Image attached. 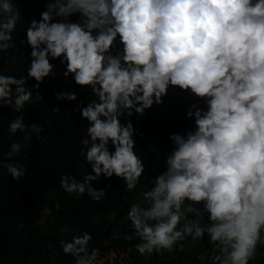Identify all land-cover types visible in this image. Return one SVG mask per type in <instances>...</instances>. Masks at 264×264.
I'll return each mask as SVG.
<instances>
[{
	"label": "clouds",
	"instance_id": "clouds-1",
	"mask_svg": "<svg viewBox=\"0 0 264 264\" xmlns=\"http://www.w3.org/2000/svg\"><path fill=\"white\" fill-rule=\"evenodd\" d=\"M20 19L12 0H0V53L15 46ZM26 37L32 49L27 73L0 74V107L21 112L45 105L40 85L56 77L54 59L66 65L65 77L93 94L77 109L89 122L81 155L91 172L81 180L62 175L65 193L99 203L107 191L93 182L114 175L124 181V192L136 191L146 168L133 138L143 133L131 118L163 104L170 87L191 90L207 110L192 105L187 117L195 118L196 129L170 135L166 170L129 205L124 219L132 233L124 239L138 238L135 248L147 258L183 251L207 235L209 264L256 258L264 246V0H53L28 23ZM33 78L35 94L25 87ZM78 95L65 90L55 99L76 101ZM44 131L23 115L10 123L9 134L23 136L11 143V162L3 167L17 182L28 168L12 158H26L33 134L45 140ZM113 239H120L116 229ZM92 241L84 231L60 244L74 264H103Z\"/></svg>",
	"mask_w": 264,
	"mask_h": 264
},
{
	"label": "trees",
	"instance_id": "trees-1",
	"mask_svg": "<svg viewBox=\"0 0 264 264\" xmlns=\"http://www.w3.org/2000/svg\"><path fill=\"white\" fill-rule=\"evenodd\" d=\"M21 19L13 32L15 46L8 53H0V74L21 77L26 75L30 64L31 46L25 42L26 28L32 19L39 20L41 13L53 0H12ZM72 22L78 21L73 15ZM122 48V45H119ZM57 73L55 78H45L40 93L45 105H26L21 112L8 106L0 107V264H74L71 256L63 252L60 241L69 240L84 231L93 236L92 247L101 250L103 264H209L211 244L205 240L197 244L188 243L183 251L144 257L136 250L138 238L131 241L130 221L124 219L131 203L142 200V192L152 187V179L166 170L165 160L173 151L171 134L186 135L196 129L195 118H188L192 105L207 110L205 99L196 97L191 90L170 87L163 104H155L143 116L134 115L131 123L139 133L134 135L135 151L144 161L145 173L134 192H124V181L115 175L93 182L94 187L106 189L107 196L99 203L84 196L69 195L60 186V177L70 174L77 180L91 172V164L81 155L85 148L89 122L77 110L87 106L93 94L88 87L79 86L71 77L63 75L66 65L60 59L51 60ZM37 81L33 78L25 85L33 89ZM71 90L78 93L76 101L56 100L55 94ZM60 107L58 113L51 108ZM23 115L25 123H37L45 127V140L33 134L26 158L14 157L28 168L25 176L17 182L8 175L4 163L10 145L20 141L23 134L12 136L8 132L10 123ZM52 121L51 128L47 122ZM127 123L128 118H122ZM110 145V151H114ZM127 197V199H125ZM113 213L115 215H113ZM207 221V216H205ZM113 229L120 239H113ZM250 264H264V246L258 247L256 258Z\"/></svg>",
	"mask_w": 264,
	"mask_h": 264
}]
</instances>
